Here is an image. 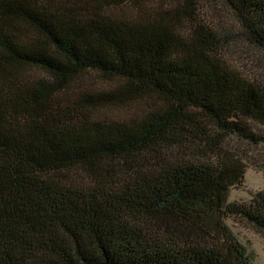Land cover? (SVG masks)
Returning <instances> with one entry per match:
<instances>
[{"label":"trees","instance_id":"obj_1","mask_svg":"<svg viewBox=\"0 0 264 264\" xmlns=\"http://www.w3.org/2000/svg\"><path fill=\"white\" fill-rule=\"evenodd\" d=\"M139 1L0 0V264H255L226 220L264 233V188L229 200L248 160L225 144L264 145V84L195 0ZM223 1L264 50V0ZM90 70L121 82L74 87ZM198 140L215 160L181 154Z\"/></svg>","mask_w":264,"mask_h":264},{"label":"rangeland","instance_id":"obj_2","mask_svg":"<svg viewBox=\"0 0 264 264\" xmlns=\"http://www.w3.org/2000/svg\"><path fill=\"white\" fill-rule=\"evenodd\" d=\"M180 2L181 0L139 1L143 7L155 9L156 7L178 6ZM195 2L198 21L227 35L228 45L224 51L227 61L250 78L264 84V50L255 47L244 39L241 25L227 4L223 0H195ZM136 5L137 3L134 2L122 5L121 8H118V11L134 14L138 11ZM183 27L190 29L191 23L187 22ZM120 82L117 79H110L90 70L78 78L74 83V87L96 90L110 89L117 87ZM157 101L158 98L145 96L125 104L111 106L108 110H105L103 115L112 118H126L133 113H140L154 107ZM198 142L201 144L200 140ZM228 145L238 149V152L243 153L248 160L245 181L242 185L233 187L230 190L229 200L247 201L251 197L250 193L264 188V145L253 146L236 139L229 140L225 147H228ZM181 150V154L202 162L215 160L218 151H220L218 148L205 147L203 144ZM226 221L240 242L246 247L254 263L264 264V233L259 232L249 223L238 218H228Z\"/></svg>","mask_w":264,"mask_h":264}]
</instances>
